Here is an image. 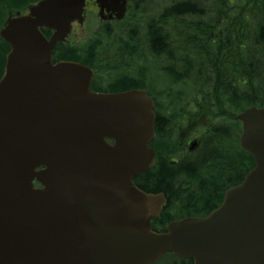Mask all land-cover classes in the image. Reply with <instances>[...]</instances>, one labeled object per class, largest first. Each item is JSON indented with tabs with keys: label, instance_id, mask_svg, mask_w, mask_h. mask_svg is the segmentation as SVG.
<instances>
[{
	"label": "water",
	"instance_id": "water-1",
	"mask_svg": "<svg viewBox=\"0 0 264 264\" xmlns=\"http://www.w3.org/2000/svg\"><path fill=\"white\" fill-rule=\"evenodd\" d=\"M85 1L42 0L0 30L10 47L0 79V264H152L165 254L264 264V110L236 116L255 162L243 181L205 218L153 232L166 199L132 182L154 158L152 98L94 93L92 70L51 60L71 24H82ZM96 3L99 15L125 14L126 0Z\"/></svg>",
	"mask_w": 264,
	"mask_h": 264
},
{
	"label": "trees",
	"instance_id": "trees-1",
	"mask_svg": "<svg viewBox=\"0 0 264 264\" xmlns=\"http://www.w3.org/2000/svg\"><path fill=\"white\" fill-rule=\"evenodd\" d=\"M38 1L0 0V29L10 14H22ZM139 2L129 7L128 15H135ZM128 15L125 20L133 17ZM143 22L126 33L127 39L116 38L105 24L83 46L59 43L53 62L92 68L95 84L112 70L97 60L98 52L106 49L104 39L117 40L115 60L144 63L150 57L151 63L143 68L111 76L107 91L145 89L154 99L155 137L150 147L155 159L133 183L145 193L165 195L161 217L152 221V229L163 232L170 222L208 215L220 205L224 192L254 166L252 157L240 148L241 125L235 116L253 106L264 108V0H169ZM8 52L9 46L0 39V78ZM155 72L171 85L161 112L158 97L147 84L152 80L148 75ZM174 86L185 94L171 95ZM191 139L197 141L193 152L188 151ZM163 263L192 264L172 255L159 264Z\"/></svg>",
	"mask_w": 264,
	"mask_h": 264
},
{
	"label": "rangeland",
	"instance_id": "rangeland-1",
	"mask_svg": "<svg viewBox=\"0 0 264 264\" xmlns=\"http://www.w3.org/2000/svg\"><path fill=\"white\" fill-rule=\"evenodd\" d=\"M135 3H137V1L139 0H134ZM141 2H139V5L137 7V11L135 12V15L133 16L132 14H129L128 16H133V17H128V20H125L123 22V24L121 22L117 23V24H110V28L113 31V35L116 38H122V39H127V32L130 29H135L136 25L138 24L139 20L140 23L139 25H143V21L145 18H147L148 16H152L158 13V11L160 10V8L167 6V4L169 3V0H140ZM99 20L98 17L96 16V14L94 15H90L89 18H87L85 24L82 27H78L75 25V27L73 28L72 34H71V40L74 43H82L84 41H86L89 38H93L92 36L97 33L102 31V29H99ZM142 29L139 27L138 29V34L142 33L141 32ZM140 36V35H139ZM102 38H104L102 35L100 36ZM140 41H143V37H139ZM117 40H115L114 38H110L105 40L104 39V43H105V47L106 49L103 51H99L98 52V56H97V60H101L103 62H106L108 64H114L113 61L115 60V42ZM142 49H145V44L142 42ZM137 61V60H135ZM133 61L132 63H130V61L126 60L122 62L123 63H130V65L128 66L129 69H131L133 71V69L136 66H142L143 62L140 61L139 62H135ZM147 62H150V59H147ZM122 63V64H123ZM138 63V64H136ZM122 64H114V67L116 69H119V67H122ZM125 65V64H124ZM144 66V64H143ZM142 66V68H143ZM127 68L124 67V69L122 71H119V73H125V70ZM113 72V70H111V73ZM149 71H147L146 73H148ZM158 74L157 72H155L154 74H149L148 76H154L153 80H148L147 84L150 86V88H152L154 90V94L157 95L158 97V102L160 105L159 111L161 112L162 108L165 107V105L167 104V100H166V94L169 92V89L171 87L168 86V81L167 79L156 75ZM186 90L180 89L179 87H172V90L170 91L171 95H175L178 92H181L183 94H185ZM165 264V263H163Z\"/></svg>",
	"mask_w": 264,
	"mask_h": 264
},
{
	"label": "flooded vegetation",
	"instance_id": "flooded-vegetation-1",
	"mask_svg": "<svg viewBox=\"0 0 264 264\" xmlns=\"http://www.w3.org/2000/svg\"><path fill=\"white\" fill-rule=\"evenodd\" d=\"M130 1V0H128ZM98 12V7L95 4L94 1H88L86 4V8H85V20L87 19L89 14H96ZM95 87V86H94ZM95 88H99L98 86H96Z\"/></svg>",
	"mask_w": 264,
	"mask_h": 264
}]
</instances>
